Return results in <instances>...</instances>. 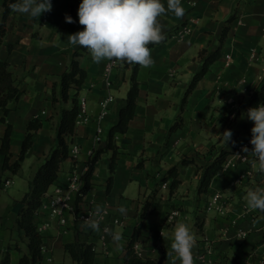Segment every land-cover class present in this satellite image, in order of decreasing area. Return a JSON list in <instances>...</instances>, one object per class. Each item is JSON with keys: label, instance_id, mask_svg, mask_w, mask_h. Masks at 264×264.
I'll return each mask as SVG.
<instances>
[{"label": "crops", "instance_id": "obj_1", "mask_svg": "<svg viewBox=\"0 0 264 264\" xmlns=\"http://www.w3.org/2000/svg\"><path fill=\"white\" fill-rule=\"evenodd\" d=\"M4 1L0 0V11ZM81 2L52 0V11L43 13L38 20L13 11L7 20L8 30L0 57L10 63L13 76L23 90L20 99L11 102L8 114L0 108V148L10 123L12 161L18 156L29 121H42L16 173L3 168L4 155L0 152V247L10 248L14 262L29 252L28 239L16 221L20 201L57 142L61 109L71 106V100H60V84L62 74L70 68L74 52L80 47L71 45L67 37L83 30L77 15ZM163 3L166 5L167 0ZM182 5L186 10L182 18L171 13L161 18L166 39L149 45L154 65L138 69L140 93L136 114L127 132L115 136L118 159L111 192H106L113 153L109 149L105 151L106 158L100 157L96 163L91 188L80 205H101L107 211L99 224L100 231L82 226L83 220L73 213L68 214L66 225L61 226L56 217L42 208L35 222L37 225L47 222L49 226L41 232L44 253L41 264H78L66 251L67 242L93 243L94 264H122L136 226H141L138 253L156 258L159 264H171L166 253L178 221L188 223L196 233L195 264H239L247 258L257 264V251L264 253V213L249 210L244 199L249 187L264 186V175L252 165L254 157L250 156L248 162H239L236 167L221 169L208 193L198 190L202 169L197 167L206 165L222 149H228L229 142L225 146L218 134L225 130L236 133L237 119L246 118L245 104L264 83V0H182ZM66 15L74 23H67ZM233 15L220 57L210 65L182 108L183 96L202 67L200 51L215 50L220 45L223 28ZM190 17L197 18L193 31L182 39L176 38L175 29ZM253 49L257 50L254 59L250 57ZM228 52L233 60L226 66ZM79 60L87 76L78 95L87 98L92 119L76 127L72 139L81 145V151L76 158L62 163L59 182L68 181L70 170L83 167L90 158V150L107 145L109 131L118 122L131 85L134 64L118 63L107 80L105 66L109 60L95 63L89 51ZM110 94L114 99L109 110L98 120L101 101ZM54 95L58 100H54ZM229 98H234L237 107L233 117L227 103ZM180 119H183L182 126L171 131V126ZM99 127L102 132L99 141H95ZM185 158L194 162L183 164ZM174 165L179 168L181 182L171 192L172 178L165 180L164 177ZM215 189L222 190L228 198L226 214L203 208L209 193ZM147 200L151 206L143 219L142 208ZM121 206L127 209L124 215L118 211ZM174 209L179 214L171 219ZM116 216L121 218L120 223L113 221ZM104 227L120 239L114 240Z\"/></svg>", "mask_w": 264, "mask_h": 264}, {"label": "trees", "instance_id": "obj_2", "mask_svg": "<svg viewBox=\"0 0 264 264\" xmlns=\"http://www.w3.org/2000/svg\"><path fill=\"white\" fill-rule=\"evenodd\" d=\"M17 2V0H5L3 8L0 11V48L3 44L4 36L7 33V20L12 12L10 5ZM234 15L228 19V24L224 26L221 37L220 45L215 50L202 49L200 56L202 59V67L193 76L184 96L182 99V108L185 107L189 95L196 88L199 80L207 73L210 65L216 61L221 55V49L224 45L228 32L230 30V22L233 21ZM11 48V45H10ZM86 48L79 47L73 55L70 63V68L62 74L60 84V100L63 102H69L71 100L70 107H63L61 109V118L57 128V142L47 155L45 160L40 164L36 173L34 174L30 188L25 193L20 201V208L18 211L17 225L20 230H24V233L28 239V253L22 254L18 262H14L11 259L10 248L2 249L0 247V254L2 255L0 264H41L43 253V235L38 229V225L35 222L36 213L42 203L43 196L54 184L59 176L62 163L70 157V145L72 143V137L76 130V119L78 116L79 108V90L84 83L87 71L81 66L79 57L83 55ZM139 65H133V72L131 76V85L127 94L126 104L121 108L119 113L118 122L113 125L109 131V137L107 145L104 148H99L92 155L87 164L89 170L84 176V185L77 197V203L84 200V197L88 193L92 185L93 175L96 169V163L105 151L111 149L113 151L110 158V174L106 183V192L110 193L114 184V174L116 170V163L118 159V146L116 144L115 136L117 133H125L128 130L130 121L136 114V107L138 103V97L140 93V83L138 80ZM74 91V92H73ZM23 94V90L16 82L13 72L10 67V63L0 57V108L4 111V114H8L10 111L11 102L17 101ZM54 100H58V97L54 95ZM264 100V83L260 89L255 91L250 100L245 104L246 118L244 121V130L242 134H233L230 142V148L222 149L219 151L209 162L204 166L197 165L198 169H202V174L199 182V192H206L212 183L214 176L223 168V163L228 156L233 152V149L239 142V140L247 135L254 125V122L248 119L247 111L249 108L256 107L261 101ZM5 121V117H2ZM183 119L176 121L170 128L174 131L181 127ZM42 126L40 119H32L28 123V132L23 139L20 151L17 158L12 161L11 140H12V125L9 123L4 135L2 136V145L0 152L4 155L3 168L10 169L16 173L25 159L26 154L34 141V131L38 130ZM232 141L235 143L233 144ZM194 162V159H183V164ZM180 172L177 165L172 166L164 179L172 178L170 191L173 192L175 188L181 182L179 178ZM151 206V201L147 200L142 208V218L144 219ZM202 228V223L200 224ZM141 234V226H136L134 232L129 240L124 254V260L122 264H159L156 258L147 256H141L137 251V244L139 242V236ZM65 249L71 256L77 261L78 264H94L96 249L95 245L90 242H67Z\"/></svg>", "mask_w": 264, "mask_h": 264}, {"label": "clouds", "instance_id": "obj_3", "mask_svg": "<svg viewBox=\"0 0 264 264\" xmlns=\"http://www.w3.org/2000/svg\"><path fill=\"white\" fill-rule=\"evenodd\" d=\"M10 8L13 12L38 20L43 13L52 11V0H17ZM185 12L182 0H167L166 5L163 0H82L77 15L83 30L68 35L67 39L73 46L86 48L95 63L109 60L149 68L155 63L149 45L166 39L161 18L169 13L182 18ZM65 20L74 23L71 16L66 15ZM247 117L254 122L250 140L252 148H242L246 154L243 158L254 157L253 167L264 175V104L249 108ZM218 136L222 137L226 146L232 139V132L225 130ZM233 156L241 158L239 153ZM244 199L249 210L264 213V186L249 187ZM118 211L124 215L127 209L121 206ZM103 212V207L96 205L94 212L83 220L82 226L99 232ZM105 232L114 240L120 239L118 234L107 228ZM161 235L164 238L163 230ZM196 247L197 236L192 227L183 221L176 222L166 253L167 260L170 259L171 264H195Z\"/></svg>", "mask_w": 264, "mask_h": 264}, {"label": "built area", "instance_id": "obj_4", "mask_svg": "<svg viewBox=\"0 0 264 264\" xmlns=\"http://www.w3.org/2000/svg\"><path fill=\"white\" fill-rule=\"evenodd\" d=\"M239 1H247V0H239ZM193 5L196 4V2H192ZM197 22L196 17H190L188 18L185 22L180 24L174 31V36L178 39L184 38L186 35L191 33L194 28V24ZM257 56V50L253 49L251 51L250 57L252 59L256 58ZM233 60V56L231 53H226L225 54V65L229 66L231 65ZM118 63H114L112 61H108L105 66V77L108 80L111 72L113 71L114 67ZM114 99V96L112 94L105 96L102 101H101V111L100 114L98 115V120H102L108 110H109V105L110 102ZM227 103L230 104V112L232 114V117L235 116L236 114V103L234 98H229L227 100ZM264 104V100L259 103ZM78 116L76 119V127H78L82 123H87L89 122L91 118V114L88 112L87 109V98L85 97H79V102H78ZM254 126V125H253ZM102 128L99 127L97 129V136L95 141H99L100 137L99 134H101ZM251 131L243 136L235 148L233 149V152L228 156V158L225 160L223 163V168L226 169L228 167H236L239 162H248L250 160V155L247 156L246 158H243L246 154L242 152V148L244 146H247L249 149L252 148V145L250 143L251 140ZM97 149L93 148L90 150V157L94 155L95 151ZM81 151V145L72 140V143L70 145V157L69 158H76L78 154ZM239 153L241 158H237L233 156L234 154ZM89 170V165L87 164V161L84 163L83 167L81 169L74 168L70 170V177L67 182H59L58 180L52 184L51 188L47 190L45 195L43 196L42 203L36 213V215L40 212L42 208H46L49 212V214L52 217H56L59 221V224L61 226L66 225L67 223V216L69 213H73L76 215L77 218L84 220L85 218L89 217L90 214H92L95 210V207L92 204H85L83 207L80 205L82 204L81 201L77 203V197L80 194V191L84 185V176ZM248 173H251L249 171ZM262 175V174H261ZM242 178V177H241ZM204 208L206 211H211L215 210L219 212L220 214H226L229 208V201L227 196L222 190L215 189L209 193V197L205 202ZM107 214V211L104 210L103 212V217L100 220V223L104 220L105 216ZM179 214L178 209H174L171 211L170 218L175 219L176 216ZM115 223H120L121 218L120 217H115L113 220ZM99 223V224H100ZM49 224L47 222L44 223H39L38 224V229L40 232L44 231ZM109 229L108 227H104ZM137 248V246H136ZM259 254V257L257 259V264H264V253L261 251H257ZM239 264H253V261L251 258H247L239 262Z\"/></svg>", "mask_w": 264, "mask_h": 264}, {"label": "rangeland", "instance_id": "obj_5", "mask_svg": "<svg viewBox=\"0 0 264 264\" xmlns=\"http://www.w3.org/2000/svg\"><path fill=\"white\" fill-rule=\"evenodd\" d=\"M244 118H243V116H241V117H239L238 119H237V123H235L236 125H237V127H238V129L237 130H235V134H242L243 132H245V130H244ZM233 135V134H232ZM229 144H230V142H229ZM228 148H230V146L228 147ZM108 154H107V152H104L103 154H102V156H101V158L103 157V158H106V156H107ZM30 169V168H29ZM9 174H10V176L11 175H13V172H11V171H9ZM209 189H210V187L208 188V190L206 191V193H208L209 192ZM206 193H205V195H206ZM204 205H205V203H204ZM204 208V207H203ZM201 214H203V212H201ZM14 232H15V228H13V235H14ZM1 257H2V255L0 254V260H1Z\"/></svg>", "mask_w": 264, "mask_h": 264}]
</instances>
